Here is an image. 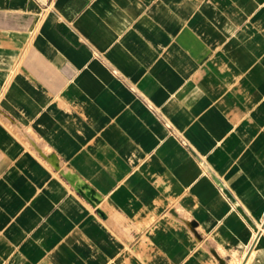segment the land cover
Returning a JSON list of instances; mask_svg holds the SVG:
<instances>
[{
	"label": "crops",
	"instance_id": "0c3cea01",
	"mask_svg": "<svg viewBox=\"0 0 264 264\" xmlns=\"http://www.w3.org/2000/svg\"><path fill=\"white\" fill-rule=\"evenodd\" d=\"M0 264H264V0H0Z\"/></svg>",
	"mask_w": 264,
	"mask_h": 264
},
{
	"label": "bare ground",
	"instance_id": "6f19581e",
	"mask_svg": "<svg viewBox=\"0 0 264 264\" xmlns=\"http://www.w3.org/2000/svg\"><path fill=\"white\" fill-rule=\"evenodd\" d=\"M90 195V194H89ZM91 199V198H90Z\"/></svg>",
	"mask_w": 264,
	"mask_h": 264
}]
</instances>
